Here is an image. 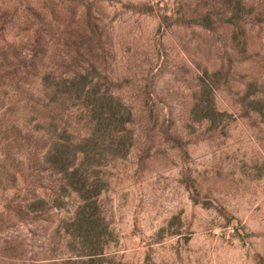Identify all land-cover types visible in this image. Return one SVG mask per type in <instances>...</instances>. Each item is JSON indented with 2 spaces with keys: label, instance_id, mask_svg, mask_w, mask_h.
I'll return each instance as SVG.
<instances>
[{
  "label": "rangeland",
  "instance_id": "374dc122",
  "mask_svg": "<svg viewBox=\"0 0 264 264\" xmlns=\"http://www.w3.org/2000/svg\"><path fill=\"white\" fill-rule=\"evenodd\" d=\"M98 98L102 264H264V0H0V264L76 260L47 156Z\"/></svg>",
  "mask_w": 264,
  "mask_h": 264
},
{
  "label": "trees",
  "instance_id": "16d2710c",
  "mask_svg": "<svg viewBox=\"0 0 264 264\" xmlns=\"http://www.w3.org/2000/svg\"><path fill=\"white\" fill-rule=\"evenodd\" d=\"M75 81L64 82L76 87ZM87 86L86 83L85 88ZM90 111L93 119L90 136L77 140L70 135L66 139L60 138L53 142L47 156L53 170L65 180V190L75 194L80 201L65 225L69 237L67 247L74 252L76 260L64 264H102L105 258L106 246L102 241L105 220L99 203L103 188L94 175L101 166L106 149L119 154L120 149L108 145L106 138L115 131L124 130L128 121L121 113L110 109L104 98L92 101Z\"/></svg>",
  "mask_w": 264,
  "mask_h": 264
}]
</instances>
